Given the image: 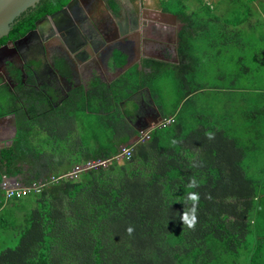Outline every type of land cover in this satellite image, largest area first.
Instances as JSON below:
<instances>
[{
	"label": "trees",
	"instance_id": "16d2710c",
	"mask_svg": "<svg viewBox=\"0 0 264 264\" xmlns=\"http://www.w3.org/2000/svg\"><path fill=\"white\" fill-rule=\"evenodd\" d=\"M70 1L41 0L0 38V47ZM226 1L230 10L220 7L218 15L203 4L178 15L179 62L164 68L172 105L153 88L160 74L133 72L119 80L120 90L95 83L58 108L23 86L4 95L1 104L16 111L18 133L0 149V184L25 165L24 185L44 187L13 200L0 189V264H264V0L260 11L259 0ZM170 2L180 0H167L165 10ZM144 87L153 88L163 117L175 122L152 130L130 160L113 159L138 132L120 103ZM85 129L87 142L81 139L74 151V136ZM97 160L109 162L46 182ZM190 192L199 197L191 228ZM183 212L189 220L182 224Z\"/></svg>",
	"mask_w": 264,
	"mask_h": 264
},
{
	"label": "crops",
	"instance_id": "0c3cea01",
	"mask_svg": "<svg viewBox=\"0 0 264 264\" xmlns=\"http://www.w3.org/2000/svg\"><path fill=\"white\" fill-rule=\"evenodd\" d=\"M166 1L162 0V10H159L158 0H78L67 14L59 15L48 25L43 26L46 24L43 22L33 31L39 38V42L34 41L35 45L23 39L14 48L7 47L0 55L3 62L0 63V149L11 147L18 133L16 111L5 106L2 108L1 102L4 95L17 94L19 86L42 92L54 108H58L75 90L88 92L95 83L120 90L118 82L129 72L138 74V78L140 74L164 78V68L179 62L178 34L184 24L178 15L205 5L196 0V4L189 6L180 0L177 5L168 3L171 5L165 10ZM260 1L263 0L254 2L259 11ZM214 2L224 10L230 6L226 0L221 4L217 0ZM169 14L175 15L176 19ZM51 27L57 34L46 39L41 34ZM15 53L18 58L13 56ZM5 55L9 58L5 59ZM223 56L229 57V54L224 53ZM11 64L13 68H9ZM3 76L8 84L1 81ZM153 88L164 99L157 84H153ZM153 88L136 90L129 99L120 103L123 114L134 129L149 126L157 119L155 107L163 117L151 95ZM214 97L218 98L219 94ZM17 102L21 105L23 101L19 99ZM170 117L174 116L163 118ZM157 127L153 124L148 130ZM139 135L137 132L121 146L135 144ZM63 175L66 174L53 175L50 179ZM50 179L46 182L50 183Z\"/></svg>",
	"mask_w": 264,
	"mask_h": 264
},
{
	"label": "built area",
	"instance_id": "2783aa9c",
	"mask_svg": "<svg viewBox=\"0 0 264 264\" xmlns=\"http://www.w3.org/2000/svg\"><path fill=\"white\" fill-rule=\"evenodd\" d=\"M174 122H175V117H170L166 119L163 118V120L157 126L164 127L171 125ZM150 132L151 130H146L144 132H141L137 142L133 145L121 146L118 149V152L113 159L130 160L132 158L134 146L139 143H145L150 137ZM108 162L109 160H97V161H87L85 163L78 164L77 166L74 167V169L70 173L63 175L61 177H52L49 182L50 183L58 182L65 177L75 178L79 173L83 171H87L89 169H93L97 167H105ZM1 186L2 188L1 187L0 188L4 191L5 199L13 200V199L23 198L27 196L31 191H35V192L40 191L44 187V183H36V184L33 183L30 186H26L21 184L19 181H16L14 179L12 180L7 176H4L1 182Z\"/></svg>",
	"mask_w": 264,
	"mask_h": 264
},
{
	"label": "water",
	"instance_id": "95a60500",
	"mask_svg": "<svg viewBox=\"0 0 264 264\" xmlns=\"http://www.w3.org/2000/svg\"><path fill=\"white\" fill-rule=\"evenodd\" d=\"M41 0H0V38L7 36L11 30L12 25L15 23V21L26 11H28L30 8H34ZM78 0H71L63 9L60 11L52 14L44 16L42 19L38 20L36 23V29H38V26L43 22H49L55 18H57L59 15L67 14L72 7L77 3ZM158 7L159 10H162L161 1L158 0ZM170 15V14H169ZM174 19H176L175 15H170ZM35 29V30H36ZM29 35V34H28ZM27 36L20 39H26ZM18 40V41H20ZM17 41V42H18ZM16 42V43H17ZM14 42H8L7 45L0 47V55L3 53L4 50L7 49L8 46H11ZM177 53V49H176ZM155 107V106H154ZM158 117L157 119H154V121L149 126H144L142 128H136L137 131L143 132L148 129H151L153 127V124L156 126L158 125L162 120L163 117L160 114L159 110L155 107Z\"/></svg>",
	"mask_w": 264,
	"mask_h": 264
},
{
	"label": "rangeland",
	"instance_id": "374dc122",
	"mask_svg": "<svg viewBox=\"0 0 264 264\" xmlns=\"http://www.w3.org/2000/svg\"><path fill=\"white\" fill-rule=\"evenodd\" d=\"M184 1H185V4L186 5H189V6H193L194 4H196V0H184ZM201 1H202V3H204L205 5H207L214 14H217V15L219 14V12H220L219 11V4L215 3L214 2L215 0H201ZM220 1L221 0H217L218 3H220ZM230 6H231V4H230ZM230 6H229V9L228 10H230V8H231ZM226 8H228V5L226 6ZM35 40L36 39L32 40V42H31L33 45H35L34 44V41ZM10 66L13 68V64H11ZM156 84H157V87L163 92V96L164 95H168L166 97L167 98V101H168V105H172L173 102H174V97H173L174 92H173V86H172L171 82L170 81H165L164 82V78H159L156 81ZM6 97L7 96H5V98ZM2 108H4V106ZM87 136H88V133H87V130L86 129L83 132V136L82 135L78 136L77 134L74 136L75 139L72 142L73 143V150L74 151L77 148L78 142H80L81 139L83 140V143H86L87 142L86 141L87 140V138H86ZM43 143L44 142H42L41 148L42 149H46L45 148L46 145L43 144ZM87 144H88V146L90 148L94 147V145H95V144L91 143L90 141ZM28 168L29 167H26L25 165H23L22 166V170H21V172L19 174H16V175L11 176V177H8V178H10L12 180L14 179L16 181H19L21 184L24 185L25 180L28 179V177H29V173L27 172V169ZM27 186H29V185H27ZM0 187L2 188L1 184H0ZM263 211H264V209H263ZM0 243H2V235H0ZM16 243H17V240H16Z\"/></svg>",
	"mask_w": 264,
	"mask_h": 264
},
{
	"label": "flooded vegetation",
	"instance_id": "af4514ba",
	"mask_svg": "<svg viewBox=\"0 0 264 264\" xmlns=\"http://www.w3.org/2000/svg\"><path fill=\"white\" fill-rule=\"evenodd\" d=\"M161 2H162V0H160ZM42 19V18H41ZM40 20V19H39ZM58 20V19H57ZM45 25H48V22H46V24H44L43 26H45ZM51 30H49L48 31V28H46V30H45V32H42V36L43 37H46V39H48V38H50V37H52V36H55L56 34H57V32H56V29H54L53 27H51L50 28ZM33 31H35V30H33ZM33 31H31V32H29L27 35H28V37L26 38V40H24L25 42H31L32 40H34V39H36V41H38L39 42V38H38V33H36V32H33ZM34 33V34H33ZM26 35V36H27ZM39 37H40V35H39ZM24 38V37H23ZM22 39V38H21ZM20 40V39H19ZM18 41V40H17ZM17 41H9V42H14L10 47H12V48H14L15 46H16V42ZM44 42V41H43ZM8 44V43H7ZM6 44V45H7ZM44 44L45 45H47V43H45L44 42ZM5 46V45H4ZM3 47V46H2ZM9 47V46H8ZM13 56H16L17 57V53H15V55H13ZM5 59H8L9 58V56L8 55H5ZM18 58V57H17ZM0 63H3L2 62V60H0ZM7 68H8V64H7ZM9 68H10V65H9ZM7 77V76H6ZM8 79H10V77H8ZM1 81H3V83H5V84H8L9 82L6 80V78L3 76V78H2V80ZM10 81V80H9ZM12 82V81H11ZM14 91H15V89H14ZM65 98V97H64ZM67 98V97H66Z\"/></svg>",
	"mask_w": 264,
	"mask_h": 264
},
{
	"label": "clouds",
	"instance_id": "9594fccd",
	"mask_svg": "<svg viewBox=\"0 0 264 264\" xmlns=\"http://www.w3.org/2000/svg\"><path fill=\"white\" fill-rule=\"evenodd\" d=\"M190 186H195V181H192ZM198 198L199 197H198V194L196 192H190L188 194V197H187V201H190L192 203V205H193V207L191 209V212L193 213V215L191 216V222L188 223V227L189 228L193 227L194 223H195V215H194V213H195V204L198 201ZM187 201H186V203H187ZM180 219H181L182 224H183V222L189 220V216H188V214L186 212H183V214L180 216ZM127 231L129 232V234H131L133 229L130 227V228L127 229Z\"/></svg>",
	"mask_w": 264,
	"mask_h": 264
}]
</instances>
